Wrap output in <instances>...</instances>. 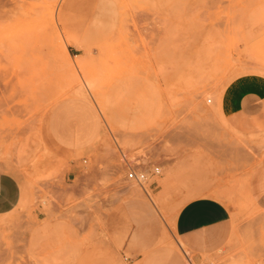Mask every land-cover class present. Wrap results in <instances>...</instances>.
Listing matches in <instances>:
<instances>
[{
  "label": "rangeland",
  "instance_id": "obj_1",
  "mask_svg": "<svg viewBox=\"0 0 264 264\" xmlns=\"http://www.w3.org/2000/svg\"><path fill=\"white\" fill-rule=\"evenodd\" d=\"M244 78L264 81V0H0V171L22 187L0 264H141L200 197L232 212L201 263L264 264V100L231 118L218 103ZM73 98L100 117L89 152L51 142ZM154 167L150 199L125 193Z\"/></svg>",
  "mask_w": 264,
  "mask_h": 264
},
{
  "label": "crops",
  "instance_id": "obj_2",
  "mask_svg": "<svg viewBox=\"0 0 264 264\" xmlns=\"http://www.w3.org/2000/svg\"><path fill=\"white\" fill-rule=\"evenodd\" d=\"M264 100V81L244 78L234 81L220 96L223 117L245 113ZM51 142L66 152H89L101 132L99 114L91 103L69 99L54 109L50 118ZM22 200L20 181L11 173L0 171V217L14 212ZM232 212L225 203L211 197L186 202L174 219L175 246L159 256L140 258L141 264H188L176 242L190 253L191 262L201 263L221 252L232 233ZM137 258L129 261L134 264ZM128 261V259H126ZM208 261V260H207Z\"/></svg>",
  "mask_w": 264,
  "mask_h": 264
},
{
  "label": "built area",
  "instance_id": "obj_3",
  "mask_svg": "<svg viewBox=\"0 0 264 264\" xmlns=\"http://www.w3.org/2000/svg\"><path fill=\"white\" fill-rule=\"evenodd\" d=\"M159 174H160V169L158 167H154L150 172L143 171V170L142 171L130 170L126 174L125 178L128 181H132L136 183L137 185H139L141 188H143L147 192L146 185H148V180L151 177L153 178ZM189 264H203V263H193L190 261Z\"/></svg>",
  "mask_w": 264,
  "mask_h": 264
},
{
  "label": "bare ground",
  "instance_id": "obj_4",
  "mask_svg": "<svg viewBox=\"0 0 264 264\" xmlns=\"http://www.w3.org/2000/svg\"><path fill=\"white\" fill-rule=\"evenodd\" d=\"M53 21V20H52ZM85 92V91H84ZM125 161V160H123ZM128 162V161H127ZM129 163V162H128ZM130 169V168H129ZM126 179V178H125ZM120 179V185L121 187L124 189L125 193H127L128 195L134 196V197H138V186L136 183L132 182V181H128L127 179ZM140 187V186H139ZM141 188V187H140ZM143 189V188H141ZM143 192H145V194L147 193L144 189ZM147 198L150 199V196L148 194H146ZM151 203V202H150ZM153 205V204H152ZM155 206V205H154ZM177 247L181 250V252L184 254L185 258H186V262L189 264V262L191 261V257H190V253L185 250L180 243L176 242Z\"/></svg>",
  "mask_w": 264,
  "mask_h": 264
}]
</instances>
